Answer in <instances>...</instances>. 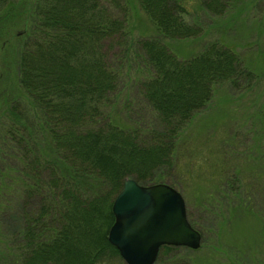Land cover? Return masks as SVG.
Masks as SVG:
<instances>
[{"label": "trees", "instance_id": "1", "mask_svg": "<svg viewBox=\"0 0 264 264\" xmlns=\"http://www.w3.org/2000/svg\"><path fill=\"white\" fill-rule=\"evenodd\" d=\"M200 1L216 14L229 8ZM138 2L157 35L130 40L128 0H34L22 15L19 80L30 108L15 100L1 111L0 264H100L119 253L108 237L125 181L165 184L157 168L172 166L178 137L215 87L253 75L219 42L189 59L172 51L167 40L202 33L190 22L195 0ZM18 3L0 0V32ZM125 61L142 95L123 107L128 127L114 120Z\"/></svg>", "mask_w": 264, "mask_h": 264}, {"label": "rangeland", "instance_id": "2", "mask_svg": "<svg viewBox=\"0 0 264 264\" xmlns=\"http://www.w3.org/2000/svg\"><path fill=\"white\" fill-rule=\"evenodd\" d=\"M225 1L229 4L225 14H216L195 0L190 22L202 28L200 36L166 42L180 59L219 42L240 55L243 73L253 75L244 74L239 85H217L214 98L178 137L172 166L157 168L166 176L165 184L182 194L188 219L203 235L199 250L177 247L180 250L169 256L160 251L156 264H264V0ZM33 4L34 0H19V10L9 15L0 32L1 118V111L15 100L30 108L19 80V51L29 27L22 15ZM128 8L130 40L157 35L138 0H128ZM125 45H118L113 54L129 49ZM121 71L114 120L128 127L123 107L140 104L142 95L131 80L138 75L136 67L132 69L125 61ZM100 264L126 263L114 252Z\"/></svg>", "mask_w": 264, "mask_h": 264}, {"label": "water", "instance_id": "3", "mask_svg": "<svg viewBox=\"0 0 264 264\" xmlns=\"http://www.w3.org/2000/svg\"><path fill=\"white\" fill-rule=\"evenodd\" d=\"M113 214L109 242L126 264H156L164 246L201 248L202 234L190 223L182 194L169 185L126 180Z\"/></svg>", "mask_w": 264, "mask_h": 264}]
</instances>
